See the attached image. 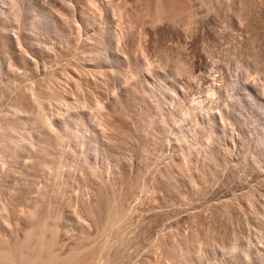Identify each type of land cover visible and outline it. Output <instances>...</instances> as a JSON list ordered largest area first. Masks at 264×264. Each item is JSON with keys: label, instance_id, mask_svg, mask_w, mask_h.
I'll use <instances>...</instances> for the list:
<instances>
[{"label": "rangeland", "instance_id": "1", "mask_svg": "<svg viewBox=\"0 0 264 264\" xmlns=\"http://www.w3.org/2000/svg\"><path fill=\"white\" fill-rule=\"evenodd\" d=\"M0 4V264H264V0Z\"/></svg>", "mask_w": 264, "mask_h": 264}, {"label": "bare ground", "instance_id": "2", "mask_svg": "<svg viewBox=\"0 0 264 264\" xmlns=\"http://www.w3.org/2000/svg\"><path fill=\"white\" fill-rule=\"evenodd\" d=\"M1 4H0V8H1ZM6 9H5V6H2V10H0V15H4V16H7L6 15ZM32 26V25H31ZM13 35V34H12ZM20 38V37H19ZM105 38V37H104ZM2 39V38H1ZM6 40V39H5ZM8 40V41H7ZM7 42H14L15 43V50L17 51V52H19L20 54H22L23 55V53H24V51H23V49H21L20 47H18V45H20L19 44V39H18V37L16 36L14 39L13 38H10V37H7ZM104 40V39H103ZM105 41V40H104ZM2 42H3V40H2ZM101 45H104V48H103V51H106V50H104L105 49V42H102V39H101ZM104 43V44H103ZM3 44V43H2ZM11 45V44H10ZM22 47V46H21ZM101 48V47H100ZM118 47H117V45H116V43H111L110 44V53H109V57L110 58H112L114 61H117V59L119 60L120 59V56H119V53H118V49H117ZM104 53V52H103ZM26 55V54H25ZM116 59V60H115ZM111 67V66H110ZM111 69H113V68H111ZM110 69V70H111ZM111 72H112V70H111ZM72 79V78H71ZM244 83V82H243ZM246 83V82H245ZM249 87H251V86H249L248 84H243V87H242V92L241 93H243V94H246V90H247V88H249ZM199 106H197V105H192L191 104V107H190V110H189V115L191 114V115H194V118H195V116L196 117H198L200 120H201V122L203 121V122H205L206 121V123H208V121L207 120H209V118L210 119H212V120H216V118H219V120H221V115H219L218 117H216V116H214V115H212L211 117H209V116H207L205 113H202L201 112V110L199 111V108H198ZM210 122V121H209ZM221 123V122H220ZM217 125H219V123L218 122H216V123H210V124H208L207 125V128H208V130L211 132V134H212V131H213V128H215V127H217ZM63 126V125H62ZM59 127L61 128V125H59ZM64 127V126H63ZM218 128V127H217ZM77 130V129H76ZM75 130V131H76ZM85 133V132H84ZM83 134V133H82ZM85 136V135H84ZM83 137V136H82ZM235 144V143H234ZM260 144V143H259ZM258 144V145H259ZM262 147V146H261ZM261 149V148H260Z\"/></svg>", "mask_w": 264, "mask_h": 264}]
</instances>
